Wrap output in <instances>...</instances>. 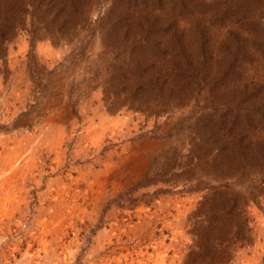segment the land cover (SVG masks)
<instances>
[{"label":"rangeland","instance_id":"1","mask_svg":"<svg viewBox=\"0 0 264 264\" xmlns=\"http://www.w3.org/2000/svg\"><path fill=\"white\" fill-rule=\"evenodd\" d=\"M0 264H264V0H0Z\"/></svg>","mask_w":264,"mask_h":264},{"label":"bare ground","instance_id":"2","mask_svg":"<svg viewBox=\"0 0 264 264\" xmlns=\"http://www.w3.org/2000/svg\"><path fill=\"white\" fill-rule=\"evenodd\" d=\"M108 170V169H107ZM119 171V170H118ZM113 172V171H112ZM108 173V172H107ZM114 173V172H113ZM112 175V174H111ZM93 176V175H92ZM75 183V182H74ZM103 184V183H102ZM75 185V184H74ZM72 188V187H71ZM101 188V187H100ZM102 189V188H101ZM74 199V198H73Z\"/></svg>","mask_w":264,"mask_h":264}]
</instances>
